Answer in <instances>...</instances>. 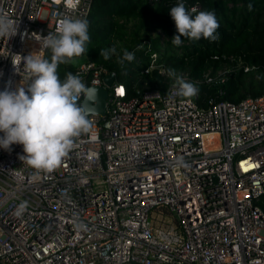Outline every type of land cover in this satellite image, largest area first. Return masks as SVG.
Returning a JSON list of instances; mask_svg holds the SVG:
<instances>
[{
  "label": "built area",
  "instance_id": "obj_1",
  "mask_svg": "<svg viewBox=\"0 0 264 264\" xmlns=\"http://www.w3.org/2000/svg\"><path fill=\"white\" fill-rule=\"evenodd\" d=\"M91 3L0 0L18 30L0 38V91L27 90L21 56H42L39 36ZM107 73L87 59L74 75L89 86ZM180 81L195 86L184 73L132 94L115 79L105 116L50 173L22 162V145L0 148V264H264V93L201 104Z\"/></svg>",
  "mask_w": 264,
  "mask_h": 264
},
{
  "label": "trees",
  "instance_id": "obj_2",
  "mask_svg": "<svg viewBox=\"0 0 264 264\" xmlns=\"http://www.w3.org/2000/svg\"><path fill=\"white\" fill-rule=\"evenodd\" d=\"M179 3L193 16L214 12L218 39L181 37L180 45L173 44L178 33L169 10ZM86 20L90 39L81 56L114 71L115 79L132 94L145 84L165 90L172 78L162 74L161 67L168 74L187 73L201 104L209 98L237 102L264 93V0H92ZM113 47L109 59L100 55ZM125 50L134 59L121 65ZM42 57L50 60L51 51L45 50ZM152 63L155 66L145 72ZM76 67L72 60L59 64L60 79L74 74ZM256 203L264 211V194Z\"/></svg>",
  "mask_w": 264,
  "mask_h": 264
},
{
  "label": "clouds",
  "instance_id": "obj_3",
  "mask_svg": "<svg viewBox=\"0 0 264 264\" xmlns=\"http://www.w3.org/2000/svg\"><path fill=\"white\" fill-rule=\"evenodd\" d=\"M169 12L178 33L172 38L173 44L180 45L181 37L218 39L215 33L219 23L214 12L200 11L193 16L184 3L173 6ZM88 29L86 19L61 18L55 33L49 32L38 39L41 49L51 51L50 60L35 51L21 56L23 71L28 77L27 90L21 86L0 91V133H3L0 148L10 150L13 144L22 145L24 155L19 157L20 160L37 172L50 173L59 168L72 148L74 138L88 133L92 127L89 117L95 109L88 102L95 104L96 88L86 86L78 74L67 73L61 80L57 72L59 64L85 52L86 42L90 39ZM17 31L14 21L0 13V38H11ZM113 53L114 47L100 51L105 59ZM133 59L134 54L125 50L118 62L123 65L124 61ZM12 62L18 72L20 65ZM196 93L193 84L180 81V96L190 98ZM27 208L28 201H22L14 215L22 216Z\"/></svg>",
  "mask_w": 264,
  "mask_h": 264
},
{
  "label": "water",
  "instance_id": "obj_4",
  "mask_svg": "<svg viewBox=\"0 0 264 264\" xmlns=\"http://www.w3.org/2000/svg\"><path fill=\"white\" fill-rule=\"evenodd\" d=\"M115 80V72H108L103 76V83L98 85H89L94 86L96 88V102L93 105L91 101H89V106L94 107L95 112L99 114L101 117H104L106 114V105H107V96L109 94V86Z\"/></svg>",
  "mask_w": 264,
  "mask_h": 264
},
{
  "label": "rangeland",
  "instance_id": "obj_5",
  "mask_svg": "<svg viewBox=\"0 0 264 264\" xmlns=\"http://www.w3.org/2000/svg\"><path fill=\"white\" fill-rule=\"evenodd\" d=\"M85 60H86V57L85 56L75 57V58L72 59V63L74 65H79V64H81ZM169 75L171 76V78H179V77H181V75L179 73L174 74V75L173 74H169Z\"/></svg>",
  "mask_w": 264,
  "mask_h": 264
},
{
  "label": "bare ground",
  "instance_id": "obj_6",
  "mask_svg": "<svg viewBox=\"0 0 264 264\" xmlns=\"http://www.w3.org/2000/svg\"><path fill=\"white\" fill-rule=\"evenodd\" d=\"M241 163H245V161H242Z\"/></svg>",
  "mask_w": 264,
  "mask_h": 264
}]
</instances>
